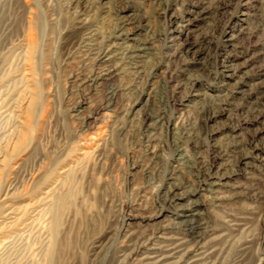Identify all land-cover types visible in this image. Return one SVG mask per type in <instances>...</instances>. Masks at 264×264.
Masks as SVG:
<instances>
[{
  "label": "rangeland",
  "instance_id": "374dc122",
  "mask_svg": "<svg viewBox=\"0 0 264 264\" xmlns=\"http://www.w3.org/2000/svg\"><path fill=\"white\" fill-rule=\"evenodd\" d=\"M263 151L264 0H0V264H264Z\"/></svg>",
  "mask_w": 264,
  "mask_h": 264
},
{
  "label": "bare ground",
  "instance_id": "6f19581e",
  "mask_svg": "<svg viewBox=\"0 0 264 264\" xmlns=\"http://www.w3.org/2000/svg\"><path fill=\"white\" fill-rule=\"evenodd\" d=\"M191 22H192V20H191ZM186 26H188V22H187V24H184L182 26L178 25V26L174 27V31L173 32H175V33L172 34L173 35V38L175 39L177 37H180L181 34H182V31H184V29H187L188 28ZM126 29H127V27H126ZM121 31H122V29H121ZM126 32H129V31H126ZM126 40H129V39L126 38ZM29 44L30 45H29V52H28V55H29L28 56V60L31 61V55H32V49L33 48H32V43H29ZM191 47H192V45H190V47L188 49H190ZM110 50H111L110 53L111 54H114L112 56L114 59L115 58L117 59V56L120 55V51H121L124 55L128 54L129 58L138 59L139 60V58H143L144 54L146 53L147 48H146V44L144 43L142 45L136 46L134 48V50H130V48H129V42L126 41V43L124 42V43H122V45H117V46L111 47ZM232 69H234V68L231 67L230 70H232ZM232 76H233V74H232ZM228 77H231V75H229ZM37 101H38V96L35 95L31 99V102H30L29 108H28L31 115L34 114L33 112L35 111V109L37 107ZM22 127H23V124H22ZM30 133H31L30 128H26V130L24 131V134H23L24 140H26L25 143L28 141ZM260 148H262V147H260ZM90 153L91 152L90 151L88 152V150H81L80 151V156L83 157V159H88V157L90 156ZM244 162H245V159H241L240 160V163L241 164H243ZM229 167L231 168V166H229ZM234 167H236V166H234ZM221 168H222V166H221ZM231 169H233V167ZM219 171L220 170H217V172L214 174V177H216V176L219 175ZM221 172H223V171H221ZM212 174H213V172H212ZM220 177H221V175H220ZM205 178H207V177H205ZM221 179H223V177H221ZM201 183H202V181H201ZM218 185H220V184L218 183ZM222 186H224V185H222ZM183 195H184V193H183ZM180 197H181V195H178V194L174 193V190L172 188L171 191H169L168 193L165 194V200H166L165 202L177 204L178 201H180L182 199ZM201 215H202V213H200V212H191L190 209H184V211H182V217L185 218V219H187V221L185 222V228L189 232H191L193 246H187V243L182 240V241H180V243L178 245H175V249H178L179 251H184V254H183L182 257H183V260H186V264H208V261L215 256V250L213 249V240L211 239V232H212V230H210L209 227H207L205 224L204 225H202V224L199 225V219H200ZM56 224H57L56 226H58V221L57 220H56ZM56 237H57L56 232H53V236L51 235L50 236V239L48 240V243H47L48 250H47V252H49V254L45 255V264H58L56 250H54L55 249V240H56ZM160 239L163 242H166V240H167V239H163V238H160Z\"/></svg>",
  "mask_w": 264,
  "mask_h": 264
}]
</instances>
